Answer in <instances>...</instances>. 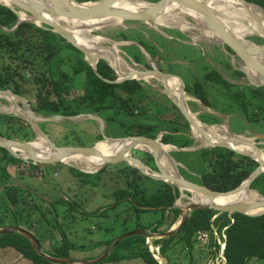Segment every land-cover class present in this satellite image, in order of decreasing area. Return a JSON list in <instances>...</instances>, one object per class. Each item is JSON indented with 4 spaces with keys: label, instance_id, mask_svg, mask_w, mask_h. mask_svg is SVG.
Instances as JSON below:
<instances>
[{
    "label": "trees",
    "instance_id": "trees-1",
    "mask_svg": "<svg viewBox=\"0 0 264 264\" xmlns=\"http://www.w3.org/2000/svg\"><path fill=\"white\" fill-rule=\"evenodd\" d=\"M246 1L258 5L264 10V0ZM17 22V15L0 4V90L9 89L26 98L33 112L39 116H74L78 114L103 116L107 126L105 134L110 138L145 136L156 139L162 134L160 142L167 146L172 145L178 149L193 146L194 140L190 138L188 122L166 96L150 99L141 80L131 79L114 83L117 75L105 60L98 61L97 73H95L84 60L82 52L59 34L28 22H21L14 30H11ZM135 34L138 33L133 30L117 31L113 38L135 42L134 45L127 46V50L138 64L148 67L139 45L149 51L152 60H155L156 56L159 59L163 58L156 48L153 46L150 48L151 45L148 42L143 38L138 39ZM163 39V37H159L161 44ZM181 46L180 50L184 49L181 54L182 58L186 60L187 55L184 53L188 46ZM132 49L135 50V54H132ZM225 49L232 54L228 48ZM62 50L72 51L76 56L75 68L72 73L55 65L52 67L53 60ZM191 62L198 63L196 53ZM224 64L226 68L231 69V77L245 76L241 71L234 70L228 62L225 61ZM159 69L174 74L161 67ZM25 73H29L32 80L27 79ZM56 74L58 77H55ZM72 75L84 76V87L78 95H72L67 86ZM180 77L183 79L182 76ZM184 83L186 94L201 102L205 108L243 117L249 124L264 125V86L243 87L230 83L213 67L203 78L194 79L192 84L185 80ZM208 84L223 91L218 97L223 98V108H220L217 102H211V96L207 91ZM144 97L146 98L144 99ZM177 114L180 115L179 120ZM0 118L6 125V128H0V136L22 141L27 140L29 136H34V132L25 121L7 115H0ZM197 119L209 125L220 124L221 120L218 115L213 113L199 114ZM16 123H19L20 126ZM39 126L43 131L46 128L44 125ZM44 133L47 134L45 131ZM96 138L97 141L102 139L100 135ZM56 144L59 145V143ZM176 153L182 156L188 165L194 161L195 157L194 164L199 171V177L191 176L181 170L186 179L205 185L217 192H228L238 187L258 166L257 162L249 157L219 147L201 148L195 153L187 151ZM126 155L129 156L127 153ZM141 160L148 166L155 167L150 154L143 152ZM24 163L11 156L5 149L0 148V188L5 190V196L0 195V229L4 227L26 228V231L34 235L43 247L44 240L37 230L38 218L33 220L31 218V211L38 210V208L29 203L22 186L12 184V176L8 169L10 164ZM39 166L40 164H37L32 167L38 168ZM104 170L105 168H102L93 174H88L71 168L76 176L84 179L85 184L92 186L99 184ZM119 172L123 177L124 186L112 192L113 201L108 207L115 209L119 204L126 205L121 213H126L130 219H123L122 224H126L134 217L136 225L133 230L142 229L145 233L123 239L103 261L96 264L116 263L137 258L142 259L144 264H160L154 257L156 254L163 256L170 263L169 254L172 253V248L180 243L185 246V249L191 251L193 238L199 233L211 236L215 253L220 251L218 239L221 240L224 244L222 256L225 259V264H247L251 259L264 260V215L228 214L227 212L219 213L215 210L202 209L190 211L188 219L174 235L151 240L152 245L158 249L155 253L151 252L147 244L148 234L168 231L180 217V208L174 207L179 197V190L169 183L154 180L125 163ZM28 189H30L27 192L29 195L31 191L35 192L29 187ZM249 189L264 197V173H261L250 184ZM56 204L68 206L66 209L69 213L79 210L76 201H67L63 198L57 200L52 208L58 211ZM108 207H99L94 210V213L98 212L99 215L107 217ZM150 210L158 212L160 217L147 226L138 223L139 214ZM59 214L61 215L59 216ZM66 214L68 213L65 210L63 213L56 212L52 228L56 230L57 234L52 238L49 248L41 250L42 253L52 258L73 259L71 253L79 251L83 247L73 243L65 234L59 217H62V220L68 218L69 215ZM41 218L45 219L43 212H41ZM124 232L127 233V230ZM115 239L99 242L97 245L102 246L104 250L97 257L101 256ZM7 248L15 250L23 259L32 264H58L52 263L38 254L31 242L17 232L0 234V249Z\"/></svg>",
    "mask_w": 264,
    "mask_h": 264
},
{
    "label": "rangeland",
    "instance_id": "rangeland-1",
    "mask_svg": "<svg viewBox=\"0 0 264 264\" xmlns=\"http://www.w3.org/2000/svg\"><path fill=\"white\" fill-rule=\"evenodd\" d=\"M144 1L146 2L149 1L148 3H155L158 0H144ZM176 12L177 10H175L174 13ZM177 15L178 16L175 15L173 16L178 17L177 20L182 19L183 21H186L191 26H195V28L187 27V31H186V28L185 29L183 28V30H181L175 26L174 27L162 26L154 22L146 23V22H138V21H122V22H112L111 24H105L98 28H94L91 31L90 29H88L89 32L83 34L88 39H91L92 37H98V41L95 42L96 43L95 45L99 47L110 48L111 45L115 44L117 55L120 58L117 69L121 72H127L130 69L143 72L146 70H150L149 64H151L153 65V67H157L158 69L161 67L165 71H169L171 73L177 74L175 76L180 75L183 77L185 81L192 84L194 79L196 80L201 77L203 78V76L206 73L208 74V72L211 70V67H213L223 75L225 80H227L230 83L240 85L243 87L253 86L249 84V81L247 80L246 76L237 77V78H233L230 76L231 69L226 68L224 62L225 61L228 62L234 70H238L242 65V62L237 57L231 56V53H228L226 49L225 50L222 49V46L219 42L214 40H208L209 38L208 34H206L204 30L198 28L199 23L195 21L193 18L191 19L190 16L182 15V14H177ZM18 24L19 23L17 22V24L11 30H14ZM40 26H42L40 28L52 31L51 28L47 25L41 24ZM83 27L86 28L85 26ZM126 30L136 31L139 35L135 34V36H138V39L143 38L146 42H148L151 45L150 48H152V46L156 48V51L162 54L163 58L159 59V57L156 56V59L152 60L149 51L144 50V48L139 45L140 51L144 55L148 67L136 63L134 59L131 57V53L128 52L127 50V48L132 44L134 45L135 42L122 41L117 38H113L115 32L126 31ZM159 37L164 38L162 44L159 42ZM244 39L246 42L252 43L257 46H260L264 43V39L262 37H259V35L255 33L244 36ZM181 45H185L184 47L188 46L185 49L186 52L184 51L185 52L184 54L187 55L186 60H183L182 58L181 54L183 53L184 49L180 50V48H182ZM132 52H133L132 54H135V50L132 49ZM195 53L198 59L197 64L191 62V59L195 56ZM101 58L102 57L98 59L100 60ZM75 60H76V56L72 51L62 50L61 53L58 55V57L53 60L52 67H54L55 65L56 67L57 66L60 67L62 70H69L70 73H72L73 69L75 68ZM260 60L264 61V56L260 57ZM25 77L27 79L32 80V76L29 73H25ZM55 77H58V74H56ZM141 81L150 99H156V98L159 99L166 96L163 86L155 78L148 77L144 79V81L143 80ZM211 85L212 84H208V90H207L209 91V94L211 96L210 97L211 102L213 103L217 102L218 106L220 108L221 107L223 108L224 106L222 101L223 98H218L223 91H221V89L219 88L217 89L216 87H211ZM67 86L69 87L70 93H72V95L80 94L81 90L84 87V76L72 75L70 82L67 83ZM187 96L191 97L189 95ZM145 98L146 97H144V99ZM5 99H6L5 97L4 98L0 97V115L15 116L25 121L34 132L33 127L30 125V123L22 118L24 117L22 114L27 112V110L23 108L21 103L18 102L17 100L14 101L13 98H11L12 100L10 101L8 99L6 100ZM167 99L171 102L169 97H167ZM26 101L29 103L27 99ZM186 105L191 110V112L198 117L199 114L201 115L204 113H209V110H211L210 108H207L208 109L207 111V109L201 104V102L200 103L198 102L197 104V102L191 100V98L186 101ZM13 106H16L17 109L19 110L20 117L14 115L13 109L9 110L10 107ZM217 113L221 116V117L219 116L221 120H220V125L218 126L221 132L218 131L219 133L218 135L223 136L224 133L229 134L225 131V129L232 132L233 134H237L239 132L242 133L243 131L249 132L251 134H248L245 137L250 139V141L254 142L257 146H259L261 151L264 153V125L259 123H251L250 125H247L243 117L234 114H224L220 111H217ZM33 114L37 118H48L55 116V115H51L44 117V116L36 115L34 112ZM91 115H94L103 121L104 124L103 134L106 136L105 131L107 132V126L104 119L102 118L103 116L101 117L97 114H91ZM222 115H224L225 118H223ZM177 119L178 120L180 119L179 114H177ZM36 123L39 128H40L39 125L46 126V128H44V131L48 135L45 134L41 128L40 130L46 135L47 143L51 142L56 147L59 148L60 147H92L95 145L96 142L105 141L103 139L102 130H100L98 123L94 120L87 118L86 116H83L78 120L60 119L55 122L37 121ZM16 124L20 126L19 123ZM0 128H6L3 119L0 120ZM203 131L208 133L206 130ZM258 134H263V137ZM98 135H100L102 138L100 141H97L96 137ZM161 135L162 134H160L159 137H161ZM189 135L190 138L194 140V144L189 148H182L184 149L182 151L195 153L197 152V150L201 148H210L207 145H203L202 141L192 137L193 134L191 133L190 126H189ZM36 137L37 136L34 132V136H29L28 139L25 141L10 139L6 137L3 138L18 142L30 143L33 140H35ZM106 137L110 138L108 136ZM110 139H116V138H110ZM56 143H59V145H57ZM50 147H52L51 144ZM140 149L141 148H132L129 152V156H132L137 160L141 161L146 167H148L152 171H157L156 166L155 167L148 166L141 160L143 158V152L145 153L148 152ZM178 151L180 150H175L174 148H171L168 151V154L172 158L173 164H172V168H170L171 167L170 164H167L166 169L168 170L169 168L171 170H175L185 180L188 179H186L182 175L181 170L186 172V174H190L191 176L199 177V171L194 164L195 157H194V161H192V163L188 165L184 161V158L182 156L177 155L176 152ZM179 159L181 162L179 161ZM23 162L25 163L16 164V165L10 164L8 166V169H9V173L12 176V182H13L12 184L22 186L25 191L24 195H26L27 198L29 199V203L31 205L37 206L38 208V210L31 211V216H32L31 218L32 220L38 218L39 223L37 225V230L40 236L44 240L43 247L41 246V250L42 248L47 250L50 244L52 243V238L57 234L56 230L52 228V224H53V220L55 219V214L56 212L58 213V211L59 213H63V211L65 210L68 213L66 215H69L68 216L69 219L65 218L62 220V217L61 218L59 217V222L61 223L62 228L65 234L67 235V237L69 238V240H71L73 243L79 246L80 245L83 246L79 251H75L71 253L74 260L84 261L89 258H93V259L98 258L97 256L101 254V252L104 250L102 246L97 245L99 242L109 240L112 238H118L121 235H123V233H125L124 231L126 230L127 232L133 231V228L136 225V219L134 217L126 224H122L123 219L125 218L130 219L129 216H126L127 215L126 213H121V211L124 210V206L126 205L119 204L115 209L108 207L110 204H112L113 201L112 192L117 188L124 186V180L123 177H121L119 170L121 169L123 163L125 162L103 165L102 167L94 170L84 163L72 164V163H64L60 161L54 164H40L38 168L37 167L34 168L32 166L37 164H34L32 160L26 159V161ZM79 164L82 167L78 166ZM188 166H190L191 168H189ZM80 167L83 169H81ZM71 168H74L80 172L88 173V174H93L102 168L103 169L105 168V170L103 171L99 184L97 186H92L90 184H85L84 179L82 177L76 176L71 171ZM41 175H43L44 177ZM28 187L33 189L36 193L31 191L29 195L27 193L30 191ZM4 192L5 190L3 188H0V195L2 197L5 196ZM193 193L194 192H188L186 190L179 191V197L175 202L176 205L180 207H184L187 204L192 203V197L196 195V193L194 194ZM61 198L67 201H76L78 203L77 206L79 207L78 208L79 210L72 211L71 213H69L67 211L68 206L62 204H56L58 211L57 210L55 211L52 208V206L53 205L55 206L56 201ZM99 207H103V208L108 207L107 217L99 215L98 212L94 213V210ZM41 212L45 214V219L41 218ZM60 215L61 214H59V216ZM183 216H184V212L179 217V219L177 220L174 226H176L181 221V218ZM159 217L160 214L156 211H152V210L145 211L139 214L138 223L142 224L143 226H147L154 223ZM24 229L27 230L26 228ZM216 238L218 237L216 236ZM218 243L220 245L218 249L221 251L220 247L222 245V242L220 239H218ZM147 244L149 245L150 250H152V252L155 253V251L153 250H158L157 247L152 245L151 240L148 239ZM212 244H213V240L210 235L208 236V234L206 233L196 234L193 238V247L191 248L192 249L191 251L185 249L184 248L185 246L178 243L175 245V247L172 248L173 249L171 250L172 253L169 254L171 259L170 263L167 259L166 261L168 264H224V262L222 261L221 252L218 251V253H215L214 252L215 249L212 247L213 246ZM9 254L11 253L0 251V264H30L29 261L28 263L27 260L23 259L16 252H12V254L16 258L12 257ZM102 264H144V262L142 261V259L137 258V259L123 260L116 263H102ZM160 264H162V262H160ZM247 264H264V260L251 259L250 261H248Z\"/></svg>",
    "mask_w": 264,
    "mask_h": 264
},
{
    "label": "water",
    "instance_id": "water-1",
    "mask_svg": "<svg viewBox=\"0 0 264 264\" xmlns=\"http://www.w3.org/2000/svg\"><path fill=\"white\" fill-rule=\"evenodd\" d=\"M12 4H3L0 2L1 5L6 6L9 8L14 14L17 15L18 23L20 22H31L33 24L38 25V27L41 24L47 25L51 28V30L63 38L66 39L67 42L71 43L75 48H77L79 51L82 52V54L85 56L84 60L91 66L92 70L97 73L96 71V65L99 61L98 58H95L90 52L81 44L76 43L74 41V38L72 36L73 32L71 30H68L67 28H64L56 23H53L52 21L44 20V17H51V18H65V19H99V18H113L119 20V22L122 21H138V22H154L156 17L158 16V13H160L163 6L167 3H178L180 5H183L184 7L194 11L195 13H198L204 20L206 27L210 29L212 32H214L218 38L219 43L222 46V49L225 50V48H228L232 54L231 56L237 57L241 62L242 65L238 69L239 71L243 72L249 81L250 85H253L255 87L264 86V82H259L258 84L252 82L248 69H252L261 76L264 77V62H260L254 56H264V43L260 46L256 47H242L240 44V41L231 34L226 26L222 23L221 19L218 17V13L215 12L212 8L206 5V3L202 0H158L155 3H151V6L148 9L140 10V11H124L120 9H116L113 7L116 2L121 0H97V1H89V2H78L76 0H48L49 3H46L42 0H9ZM243 4H252L248 3L246 0H239ZM255 5V4H253ZM260 8L262 13H264V10L262 7L255 5ZM20 13H23L24 15L28 16L29 20H21L20 19ZM249 16L252 18L253 21L259 22L258 18L249 12ZM31 18H34L37 20L35 22L34 20H31ZM257 34V33H256ZM259 37H262L264 39V34H258ZM103 59V58H101ZM105 60V59H103ZM106 61V60H105ZM107 62V61H106ZM107 64L115 71L117 75V79L113 81L114 83H120L124 80L129 79H135L139 80L137 78L131 77L130 75L120 76L119 72L116 71L108 62ZM150 70H146L143 72L136 71V74L140 75V77H155V78H161L165 79L167 77H173L176 78L180 83V92H178V98L177 100L174 99L171 92L169 91V86L166 83V86H164V92L167 97L170 98L171 102L177 107V109L180 111L182 116L186 119L188 122L191 133L193 134L192 137L196 138L200 141L198 136L194 134V131H200L194 118L192 117V112L188 109L186 103H185V96L187 95L185 90V83L184 81L175 75L166 73L158 69L157 67H153V65L149 64ZM0 95L2 96H11L15 100L21 103L23 108L27 110V112L30 114L29 117H22L23 119L27 120L30 125L33 127V130L35 134H41L46 138V135L40 130V128L37 125V121H45V122H55L60 119H68V120H78L79 118L86 116L87 118L94 120L98 123L100 130H102V135L104 140H114V141H125L130 142L133 144H136V146L144 145L148 148V152L154 160L155 166L157 171H152L148 167H146L141 161L137 160L136 158L132 156L127 155H120L117 154L113 157H101L99 153L95 149V145L92 147H56L53 143L49 142L52 146H54L55 154L51 156L50 158H28L34 162V164H54L57 162H60L61 159H64L66 157H70L72 155H81V156H100L104 160V165L108 164H116L119 162H125L128 165L133 166L136 168L139 172L142 174L155 179L160 180L163 182H167L174 187L178 188L179 191L182 189L188 191V192H194L197 194L204 195L207 199H212L215 196H226V195H238L242 190H248L249 192H253V190L249 189L250 184L261 174L264 172V162H261L258 158L252 156L251 154H248L247 152L238 151L231 147V145H235L239 142L237 140V137H243L240 135L233 134L232 132L228 131L230 133V138L225 139H218L212 138L211 142L207 144L210 148H225L230 149L234 151L237 154L246 156L257 162L258 166L255 168V170L249 175V177L243 181L238 187L234 188L231 191L228 192H217L214 190L209 189V187H206L205 185L196 184L194 182L188 181L183 179L177 172V175L179 178H175L172 175V172L166 169V167L160 162L159 153L161 150V146L165 145L160 142V137H157L156 139L148 138L145 136H128L125 138H116V139H110L107 138L103 134L104 130V124L101 119L98 117L91 115V114H79L74 116H61V115H55L48 118H37L31 108L29 103L26 101L25 98L18 96L14 94L11 90H0ZM14 115L19 116V112L16 110H13ZM20 117V116H19ZM223 118H225L224 115H222ZM202 126L204 127H212L209 124L203 123L199 119H196ZM234 137V138H233ZM37 138V137H36ZM245 139H248L246 137H243ZM249 140V139H248ZM31 143V142H30ZM30 143H24V142H18L9 140L3 137H0V148L5 149L9 152V154L17 159H20L22 161H26L22 157L21 151H27L30 153H33V150L29 147ZM96 144V143H95ZM171 146V145H169ZM252 146L254 149L261 153V149L252 142ZM173 147V146H172ZM175 148V147H173ZM132 149V148H131ZM130 149V150H131ZM176 150H184V149H178ZM169 158L172 160L170 155L168 154ZM131 162V163H129ZM256 192V191H255ZM258 197L259 200H251L249 202H239V203H229L225 205H220L214 202H210L206 205H197L194 203H189L184 207L177 206L176 203L174 204V207L180 208V214L184 212V216L181 218V221L176 225L171 227L168 231L162 232V233H154V234H148L149 240H156V239H163L168 238L172 235H174L186 222V220L189 217V212L194 210H215L219 213L227 212L228 214L233 213H239V214H245L249 216H259L264 215V197L261 196L259 193ZM235 197V196H234ZM257 210L255 213H249V211ZM180 215V216H181ZM9 232H17L25 236L32 244V247L34 250L48 259L52 263H58V264H96L101 261H103L107 255L110 253V251L123 239L133 236V235H141L144 234L145 231L140 230H133L130 232H127L120 237L116 238L114 242L104 251V253L95 259L92 260H84V261H77L74 259L69 258H52L41 251V244L36 240L34 235L29 233L28 231L21 229L20 227H4L0 229V234L3 233H9ZM224 247V246H223ZM150 248V247H149ZM157 252V250H153ZM152 252V250H151ZM155 259L162 264H168L166 261V258L163 256L156 254L154 256ZM159 262V263H160ZM225 264V261H224Z\"/></svg>",
    "mask_w": 264,
    "mask_h": 264
},
{
    "label": "bare ground",
    "instance_id": "bare-ground-1",
    "mask_svg": "<svg viewBox=\"0 0 264 264\" xmlns=\"http://www.w3.org/2000/svg\"><path fill=\"white\" fill-rule=\"evenodd\" d=\"M42 1L49 3L48 0H42ZM202 1H204L207 6H209L210 8L215 10V12L218 13V17L221 19L222 23L226 26L228 31L240 41V44L242 45V47H256V45L246 42L244 39V36L250 35L252 33L264 34V13H262L259 7L253 4H243L239 0H202ZM0 2L3 4H9V5L12 4L9 0H0ZM148 2L144 0H121V1L116 2L115 5H113V7L116 9L124 10V11H140V10L148 9L151 6V3H148ZM175 10H177L176 13H174ZM249 12L255 15L258 18L259 22L253 21L252 18L249 16L250 15ZM177 14L187 15V16H190L191 19L193 18L195 21L199 23L198 28L204 30L205 33L208 34L209 36L208 40H214V41L219 42L218 36L214 32H212L210 29H208V27H206V24L203 18L198 13H195L194 11L178 3L173 2V3L165 4L163 8L161 9L160 13H158V16L156 17L154 23L158 25H162V26H171V27L175 26L181 30H183V28L184 29L186 28V31H187V27L195 28V26H191L189 23H187L186 21H183L182 19L180 20L178 19L179 20L178 21L177 20L178 17L173 16V15L178 16ZM19 17L21 20L30 19L28 16L24 15L23 13H20ZM31 20H34L35 22H37V20H35L34 18H31ZM44 20L52 21L53 23H56L64 28H67L68 30H71L73 32L72 36L76 43H79L82 46H84L90 52V54H92L95 58L102 57L103 59H105L114 69H116V71L119 72L120 76L130 75L131 77H134V78H137L143 81L144 79H146V78L140 77L139 74L137 75L135 70L130 69L127 72H121L117 69L120 58L117 55L115 44L111 45L110 48L99 47L95 45L96 44L95 42L98 41V37H92L91 39H88L83 34V33L89 32L88 29H90L91 31L92 29L98 28L105 24H111L112 22H119V20L113 19V18H99V19H87V20L85 19L83 20L65 19V18H55L54 19V18L46 17V16L44 17ZM83 26H85L86 28H84ZM260 57L262 56H254V58L259 60L260 62H264L260 60ZM248 73H249L251 80L254 83L258 84L259 82H264V77L258 74L257 72H255L254 70L248 69ZM155 79L163 86V88L164 86H166V83H167L170 89L169 91L171 92L174 99L177 100L178 92H180L179 91L180 83L176 78L167 77L165 79H161L158 77ZM0 97L4 98L5 96L0 95ZM5 98L8 99L9 101L12 100L11 96H7ZM190 98L191 100H194L192 97H188L186 95L185 103ZM12 109L19 112L16 106L10 107L9 110H12ZM22 115L24 117L30 116L28 112H25ZM192 117L194 118L200 130V131L195 130L194 134L198 136L199 139L202 140L203 145H207L209 142H211L212 138H215L216 140L230 138V133L227 131V129H225V131L229 134L224 133L223 136L218 135L219 134L218 131L221 132L219 127H216V126H212L210 128L204 127L196 120L197 116L195 114H192ZM203 130H206L208 133L204 132ZM36 136L37 138L36 139L34 138L35 140H33L29 144V147L33 150V153H30L27 151H21L22 157L24 159H28V158L35 159V158H50L51 156H53L55 152L57 151L55 150L54 146L50 147V144L47 143V139L41 134L37 133ZM237 140H239V142L235 145H231L232 148L238 151L247 152L248 154H251L252 156L258 158L261 162H264V153L263 152L258 153L252 146V142L250 141V139L248 140L243 137H237ZM131 148H141L142 150L148 151V148L144 145L136 146V144L125 142V141L105 140V141H100L95 144V149L101 157H113L117 154L125 155V153L129 154ZM171 148L173 147L162 145L160 153H159V158H158L165 167L167 164H170L171 166L170 168H172L173 162L168 156V151ZM100 156L72 155L70 157L61 159V162L72 163V164L84 163L94 170L104 165V160ZM78 166H81V165L79 164ZM168 170L172 172V175L175 178H179L175 170H171L169 168ZM196 195L192 197V203L197 204V205H206L210 202H214L220 205H225L229 203H239V202H244V201L249 202L251 200H255V201L259 200L258 194L255 191L249 192L248 190H242L240 193H238V195L215 196L211 200L207 199L202 194L196 193ZM255 212H257V210L249 211V213H255Z\"/></svg>",
    "mask_w": 264,
    "mask_h": 264
},
{
    "label": "crops",
    "instance_id": "crops-1",
    "mask_svg": "<svg viewBox=\"0 0 264 264\" xmlns=\"http://www.w3.org/2000/svg\"><path fill=\"white\" fill-rule=\"evenodd\" d=\"M194 99V98H193ZM194 101H196L197 102V104H198V100H196V99H194ZM200 103V102H199ZM207 109V108H206ZM205 110V109H204ZM207 111H208V109H207ZM213 113V114H216V115H218V116H220L217 112H215V111H213V110H209V113ZM221 117V116H220ZM247 125H250V124H248L247 122H245ZM220 124H214V125H211V126H216V127H218ZM248 134H251V133H249V132H245V131H243L242 133H237L236 135H240V136H243V137H245V136H247ZM258 135H260V136H262L263 137V134H258ZM165 145H167V144H165ZM172 146V145H171ZM174 147V146H173ZM176 148V147H175ZM174 148V149H175ZM176 150V149H175ZM154 161V160H153ZM0 251H3V252H6V253H11V254H9V255H11L12 257H15L13 254H12V252H16L15 250H13V249H11V248H7V249H0ZM17 253V252H16ZM19 254V253H18ZM16 258V257H15ZM28 262V261H27ZM30 262V261H29ZM28 262V263H29ZM30 264H32L31 262H30Z\"/></svg>",
    "mask_w": 264,
    "mask_h": 264
},
{
    "label": "built area",
    "instance_id": "built-area-1",
    "mask_svg": "<svg viewBox=\"0 0 264 264\" xmlns=\"http://www.w3.org/2000/svg\"><path fill=\"white\" fill-rule=\"evenodd\" d=\"M223 246H224V244L222 243V245H221V247H220V249H221V255H222V252H223ZM222 261L224 262L225 261V259L223 258V256H222Z\"/></svg>",
    "mask_w": 264,
    "mask_h": 264
},
{
    "label": "flooded vegetation",
    "instance_id": "flooded-vegetation-1",
    "mask_svg": "<svg viewBox=\"0 0 264 264\" xmlns=\"http://www.w3.org/2000/svg\"><path fill=\"white\" fill-rule=\"evenodd\" d=\"M249 124V123H248ZM259 147V146H258ZM260 148V147H259Z\"/></svg>",
    "mask_w": 264,
    "mask_h": 264
}]
</instances>
